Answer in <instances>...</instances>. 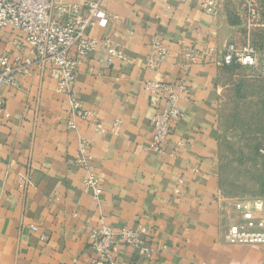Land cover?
I'll return each mask as SVG.
<instances>
[{
	"label": "crops",
	"instance_id": "obj_1",
	"mask_svg": "<svg viewBox=\"0 0 264 264\" xmlns=\"http://www.w3.org/2000/svg\"><path fill=\"white\" fill-rule=\"evenodd\" d=\"M54 1H99L111 20L89 33L110 38L125 59L107 65L98 48L77 67L79 96L101 122L100 130L69 114L68 95L58 91L50 65L0 89V264H89L96 254L89 229L102 222L116 231L153 228L149 256L116 240L115 256L124 264H264V244L224 240L229 225L240 221L235 202L264 197L228 192L221 167L225 86L242 70V83H264L261 67L226 65V47L251 43L264 64V0H219L216 16L194 0ZM87 12L83 6L81 13ZM10 36L11 29L2 31L0 53L13 57L19 51ZM154 38L168 50L156 69L148 65ZM189 48L200 51L193 63L185 56ZM147 80L189 86L179 100L183 116L173 121L163 152L146 149L151 118L162 108L161 99L146 89ZM236 97L250 98L240 91ZM72 119L76 128L69 127ZM81 140L89 142L99 199L84 183L86 170L76 164ZM260 151L253 160L262 158ZM26 173L32 183L23 188L20 175Z\"/></svg>",
	"mask_w": 264,
	"mask_h": 264
},
{
	"label": "built area",
	"instance_id": "obj_2",
	"mask_svg": "<svg viewBox=\"0 0 264 264\" xmlns=\"http://www.w3.org/2000/svg\"><path fill=\"white\" fill-rule=\"evenodd\" d=\"M200 8L211 15H218L219 0H194ZM252 13L253 4L247 1ZM87 7V14H82V7ZM111 15L100 7L99 1H88L84 5L78 3H60L54 0H0V37L2 31L11 29L9 43L19 54L13 56L0 53V89L13 87L19 77L32 76L36 67L41 69L50 65L57 73L58 91L65 92L69 99L68 112L72 117L89 120L100 130L102 124L95 113L87 109L81 100L77 87V67L81 59L100 48L103 55L100 60L110 65L115 58L125 59V54L110 38L100 39L89 33L97 26L106 28ZM75 56L72 57L71 54ZM168 50L158 38L152 41V52L148 65L157 68L167 57ZM189 63L198 60L200 51L189 48L185 52ZM226 65L261 67L258 52L251 43H230L224 55ZM146 89L161 99V109L151 118L153 137L147 150L163 152V145L169 139L173 121L183 116L179 100L183 93L189 92L186 81L168 83L164 81L147 80ZM4 101L0 95V109ZM69 127L76 128V122L69 120ZM89 142L80 141L76 164L83 167L87 176L84 183L96 199L102 194L99 177L92 165V157L88 153ZM182 182V180H181ZM29 173L20 175V185L26 188L31 185ZM235 210L240 221L229 225L224 240L229 244H264V199L243 198L235 202ZM34 230L37 227L32 226ZM153 228L147 225H137L133 228H123L118 231L106 222L100 227L90 228L89 236L95 256L89 264H124L115 256L116 240L139 250L141 255L149 256L148 241L153 236ZM42 240L46 236L42 235ZM77 261V259H75Z\"/></svg>",
	"mask_w": 264,
	"mask_h": 264
},
{
	"label": "rangeland",
	"instance_id": "obj_3",
	"mask_svg": "<svg viewBox=\"0 0 264 264\" xmlns=\"http://www.w3.org/2000/svg\"><path fill=\"white\" fill-rule=\"evenodd\" d=\"M238 71L230 86L222 93L223 157L221 161L224 183L228 192L237 196L264 197V83ZM228 83V81H227ZM249 94L243 102L238 93ZM258 148L262 155L259 160ZM262 191L261 193H258Z\"/></svg>",
	"mask_w": 264,
	"mask_h": 264
}]
</instances>
